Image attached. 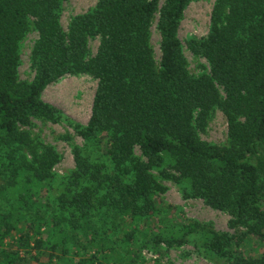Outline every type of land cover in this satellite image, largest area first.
Masks as SVG:
<instances>
[{"label":"trees","instance_id":"16d2710c","mask_svg":"<svg viewBox=\"0 0 264 264\" xmlns=\"http://www.w3.org/2000/svg\"><path fill=\"white\" fill-rule=\"evenodd\" d=\"M66 1L0 0V197L22 203L19 211L0 213V264H27L21 250L29 255L45 243L41 229L49 219L39 215L46 206H38L33 218L31 191L53 178L61 156L32 138L27 129L34 119L65 123L86 141L85 149L74 147L76 170L55 199L76 236L84 232L82 221L90 223L105 209L131 225L156 217V193L165 189L152 172L169 162L188 185L184 195L230 214L235 233L186 220L179 231L155 234L154 246L192 244L203 257L225 264H264V253L254 258L242 251L248 237L264 242V0H217L210 35L189 43L211 68L199 77L190 75L177 36L191 0H168L161 9V0H101L74 17L68 33L61 23ZM158 12L160 63L151 45ZM32 27L39 34L33 50L37 76L26 82L19 78L20 50ZM98 37L99 50L90 57L88 41ZM82 74L99 81L86 127L42 100L50 84ZM215 108L228 121L227 148L200 139ZM97 145L104 146L102 153ZM20 211L28 213L26 220H14ZM8 239L10 250L2 249ZM87 239L98 249L97 237ZM41 256L31 255L44 264Z\"/></svg>","mask_w":264,"mask_h":264},{"label":"rangeland","instance_id":"374dc122","mask_svg":"<svg viewBox=\"0 0 264 264\" xmlns=\"http://www.w3.org/2000/svg\"><path fill=\"white\" fill-rule=\"evenodd\" d=\"M101 0H67L63 4L61 23L68 33L72 19L84 15L95 8ZM168 0H161V9ZM217 0H191L187 6L178 29V39L183 47V55L187 63L190 75L199 77L210 75L211 68L203 56L195 54L189 43L192 40H205L208 38L212 28L213 13ZM160 14L155 15L151 29V45L154 56L158 63L161 61V35L158 29ZM39 40L38 32L32 27L21 43L19 67V78L22 81L32 82L37 76V70L33 63V50ZM100 38H90L88 49L90 57L97 55L100 47ZM99 87V81L92 76L82 74L66 76L58 82L50 84L42 94L45 103L59 109L64 116L75 124L86 127L93 113L94 100ZM222 94L225 95L224 91ZM34 126L27 129L33 139L44 145L52 146L61 156L60 163L53 170V178L32 187L31 203L29 207L34 215L39 213L41 204L43 208L40 217L48 220L47 225L41 229L44 246L39 251H31L36 256L42 253L41 263L44 264H82L88 260L102 264H225L220 261L211 260L200 254V249L192 244L182 247L169 248L166 244L154 246L152 238L157 233L179 231L186 220L197 221L202 224H212L213 227L222 233L234 234L230 223L232 217L224 211H219L208 206L201 199L187 198L183 191L187 183L167 164L159 171L152 172L157 185L165 191L157 192L156 200L160 213L150 220L134 223L131 225L123 221V217L110 210H103L97 213V217L90 223L81 222L85 232L79 230V236L72 230L68 215L61 212L56 204V198L63 192V185L66 184L76 170L74 147L86 148V141L65 123L45 122L34 119ZM200 139L203 142L227 148L230 146L228 121L219 108H215L208 115L203 130H199ZM104 146L97 145L96 150L103 152ZM103 150V151H102ZM135 154L142 157L139 148ZM104 160V159H103ZM107 163V162H106ZM105 171L115 173L114 166H106ZM167 172L177 179H168L163 176ZM0 184L5 186V180L0 174ZM35 194V195H33ZM22 203L12 202L9 196L0 197V213H11L13 209L22 206ZM35 204V206H33ZM16 212V211H15ZM14 220H26L28 213L20 211L21 216H15ZM44 219V218H43ZM13 220V221H14ZM46 221V219H44ZM23 227V222L19 223ZM95 227V234L93 229ZM97 237L100 243L95 249L88 243V237ZM14 239L18 236L13 233ZM12 240L5 241L2 249L10 250ZM55 246V250L52 248ZM85 246H88L86 249ZM17 247H13L14 250ZM242 251L246 256L260 257L264 253V242L248 237L243 244ZM99 251V252H98ZM21 257L27 259V264H38L31 255H26L24 250L20 252ZM95 255V257H93ZM52 257V258H51ZM95 258V259H93ZM52 259L51 262L49 260Z\"/></svg>","mask_w":264,"mask_h":264}]
</instances>
